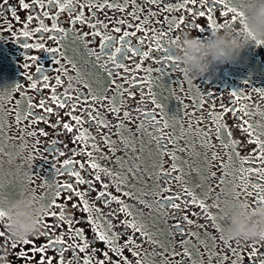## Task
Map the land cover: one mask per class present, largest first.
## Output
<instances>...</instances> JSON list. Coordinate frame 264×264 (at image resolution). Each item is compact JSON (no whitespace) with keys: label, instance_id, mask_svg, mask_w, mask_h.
<instances>
[{"label":"flooded vegetation","instance_id":"af4514ba","mask_svg":"<svg viewBox=\"0 0 264 264\" xmlns=\"http://www.w3.org/2000/svg\"><path fill=\"white\" fill-rule=\"evenodd\" d=\"M25 2L31 4L32 0ZM70 2L71 11L66 9L63 13L59 12L58 5L69 3V0H58L51 5L48 0H44L43 9L33 6L25 10L20 7L19 0H7L0 7V148L7 138L17 149H24V168L36 184L35 195L44 199L47 204V213L59 215V209L53 206V201L57 200L56 193L62 184L75 182V177L67 175L72 170L80 171L86 181L77 190L87 193L84 199L90 206L100 209L99 212H85L80 198L75 197L67 202L64 219L57 227L45 229L44 223L52 224L54 217L44 216L41 234L29 237L28 240L35 241L36 245H43L50 236L52 239L63 236L67 243H72L69 233L74 234L79 229L83 235L75 237V242L82 244L87 241L88 248L83 253L78 248L75 251L69 248L65 252L66 261H73V264H83L84 259L89 256L92 264L104 260V253L108 251L109 245L98 239L99 232L109 237L116 233V244L120 246L125 245L130 237L135 239L136 251L141 256L136 257L131 246L124 248L123 256L129 264H135L137 259L142 260V264H220V257L224 255L229 257L224 264H232L233 260L237 264H258V258L249 260L248 257L253 241L226 240L216 216L219 209L233 198L253 201L254 197H247L242 191L248 182L242 177L250 176L244 169L264 168V163L259 159L244 162L253 155L259 157L260 146L255 141L264 142V43L249 45L241 54L240 60L234 64L217 66L212 79H195L185 74L177 61L173 64L167 59L168 55L175 56L171 45L177 36L191 32L204 40L211 35V31L207 29L194 30L196 25L207 27L208 21L207 17L194 16L189 11L193 9V5L188 4L179 11H164L165 4L175 5L180 0H157L156 3L149 0H128L127 5L125 0H109L110 3L124 7V11H117L114 8L90 10L88 7H80L81 4L102 3L103 0ZM224 2L240 11L239 0ZM2 3L3 0H0V4ZM10 8L15 9L19 20L13 18ZM42 11H48L52 16L58 15L55 20L40 17L48 28L51 29L57 23L66 29V33H37L35 29L40 26L37 19H33L27 28L24 27L29 14L36 16ZM81 11L91 23L100 21L108 27L101 28L97 24V28L92 29L87 23H70V18ZM223 11L226 9L221 5L211 15L217 24L228 26L226 18L221 15ZM132 13L139 19H134ZM152 13L155 15H151ZM234 15L229 13V23ZM181 18L184 23L177 26ZM119 20H125L133 27L121 25L117 22ZM145 20L148 22L142 23ZM165 20L171 23H165ZM137 25L142 31L124 38L127 44L139 49L137 55L133 56L120 38L125 31H136ZM117 27L121 28V32L114 31ZM231 27L237 31L241 29L240 17L235 18ZM97 30L100 31V36L91 34ZM25 31L29 33L27 37L24 36ZM161 32L165 34L161 36ZM81 33L86 34L85 39L80 38ZM49 36L56 39H45ZM106 36H112V41L102 49L101 45L105 43L103 37ZM27 44L31 47L26 48ZM37 45H43L47 51L36 47ZM117 47L121 49L119 53L115 51ZM54 48L58 49L55 53L50 51ZM149 49L150 57L144 59L140 53ZM110 55H115L117 62L129 71L115 68L108 59ZM30 56L37 57L36 61L30 60ZM26 64L28 67H25ZM110 71L119 75H110ZM45 75L49 76V83L57 88L56 94L61 100L65 96L79 99L69 100L63 109L57 108L50 99V90L42 88V78ZM57 76L61 79L59 86L55 85ZM70 77L73 79L70 80ZM124 77H127V82ZM114 78L124 84L123 89H117L112 84ZM33 81L37 82L35 90L31 88ZM70 83H75V87L69 88ZM234 92L237 93L236 96L232 95ZM42 95L47 98L46 106L53 108V114L45 116L47 123H33L31 118L24 120V115L29 112V97L38 105ZM93 97L97 99L94 100ZM102 97L106 99L101 101ZM110 107L120 108L119 115L109 111ZM225 107L229 111L225 112ZM73 108L77 110L72 111ZM36 110L42 112L41 109ZM124 111L131 113L130 120L123 118ZM17 112L21 116L19 124L15 121ZM70 112L85 121L79 130L71 119ZM86 112L90 115H84ZM96 113H99V118L108 127L98 130L96 122L91 119ZM217 116L222 117L218 136L217 124L214 122ZM157 120L160 121L159 124L154 123ZM65 122L73 126V132L69 133L62 127ZM41 130L46 135H28L30 131L39 133ZM80 132L85 133L86 144L76 139ZM104 136L112 141L110 147L115 149V155L105 145L102 139ZM93 144L99 151L91 147ZM179 148L186 150L180 152ZM165 151L175 152V163L180 169L173 173V177L179 176L180 179H172L170 183H165L164 178L157 176L161 162H164L166 170H171L173 160L163 154ZM61 152L63 155H60ZM88 152L92 153V159L101 168L111 171L112 176L100 172L101 180L95 181L94 170L88 167L80 169L79 164H87L89 160L86 155ZM214 153L217 157L215 160L212 158ZM66 160L74 163L65 168ZM15 169L20 172L19 166ZM125 177L126 182L120 184V179ZM252 181H258L254 174ZM102 183L109 184L107 191L123 200L132 216L125 217L124 213L119 212L121 205L115 201L106 205L102 200L96 199L98 191L102 190ZM118 184L121 191H117ZM7 185L8 182L3 184L0 178V207L9 202L8 197L15 199L21 194L19 189H15V194L6 196L4 186ZM225 185H229L234 191H226ZM165 188L170 191H163ZM185 188L198 202L203 201L206 208L200 209L198 204H191V198L183 191ZM247 190L252 191L250 186ZM123 192H128L131 196H123ZM178 194L182 197L181 203L189 201L186 212H181L180 216L187 214L194 220L193 225H185L187 231L194 235H178L174 227L181 221L171 215V209H165L168 203L166 197ZM64 198L65 194L62 192L57 202H63ZM74 202L77 203V208L72 207ZM208 216L212 219H206ZM126 219L141 225L143 231L156 243H150L140 233L126 228L123 224ZM109 224L112 225L111 230ZM0 230L7 237L5 219L0 221ZM182 240L188 243L183 244ZM7 241L0 237V264H37L41 258L38 252L35 253V259L30 258L33 254L31 245L25 246L22 241H17L18 246L13 249L10 246L12 240L7 237ZM256 247L260 256H264V241L256 242ZM233 248L239 256L233 255ZM185 249L190 258L174 255V252L183 253ZM25 250L28 252V259L18 255ZM210 253L216 255L210 259ZM74 256L77 259L73 260ZM108 256L110 264H115L119 259L111 251ZM48 257L53 258L52 264H57L59 256L55 249L50 248L46 252V264Z\"/></svg>","mask_w":264,"mask_h":264},{"label":"snow or ice","instance_id":"6c2138e0","mask_svg":"<svg viewBox=\"0 0 264 264\" xmlns=\"http://www.w3.org/2000/svg\"><path fill=\"white\" fill-rule=\"evenodd\" d=\"M58 2V0H48V3L51 4H56ZM149 2L152 3H156L157 0H149ZM7 3V0H3V3L0 4V7H3L4 4ZM20 3V7L28 10L30 8H32L33 6H39L41 9L44 8V0H32V3H27L25 2V0H19ZM128 0H125V5H127ZM188 4L193 5V9H190L189 11L192 12V14L194 16H199V17H207V21H208V25L207 27L205 26H201V25H196L194 30H200L203 31L205 29L210 30L211 33H215L216 31L220 30L222 27H224L223 24H217L216 21L213 19L212 17V13L214 11H218L219 10V6H223V8L226 9V11L221 12V15H223L226 20L225 23L228 24L229 27L232 26V24L235 23V18L236 17H240L242 18L243 14L239 11H237L236 8L234 7H230L228 4H226L224 2V0H180V2H178L175 5H171V4H165L164 7V11H179L181 9H185L187 7ZM59 12L63 13L65 12L66 9H69V11H71V2L69 0V3H64V4H59ZM81 8L84 7H88L90 10L92 9H104V8H109V9H116L117 11H124V7H122L119 4H114V3H110L109 0H103L102 3H89L87 5L85 4H81L80 5ZM9 11L12 12V16L13 18H15L16 20H19V17L16 14L15 9L10 8ZM229 13H234L235 15L231 17V23H229L228 17H229ZM133 18L134 19H139V17H137L135 15V13H132ZM151 15H155L154 13H152ZM43 16L44 18H48V19H58V15L57 16H52L49 14L48 11H42L40 14L34 16L32 14H29L27 17V23L24 25L25 28H27L28 24H30L32 22L33 19H37L39 20V27H37L35 29V32L37 33H47V32H57V33H66V29L59 26L57 23H54L50 28H48L45 23H44V19H41L40 17ZM119 24L124 25L127 24V22L125 20H119L117 21ZM148 21L145 20L142 23H147ZM70 23L72 24H85L87 23L89 27H91L92 29H96L97 28V24H99V27L101 28H107L108 25L104 24L100 21H97V23H91L90 20L88 18H86L84 16V13L81 12H77L74 15V18H70ZM165 23H171L168 20H165ZM184 23L183 19L181 18L178 21V25H182ZM127 27L131 28L133 27V25L131 24H127ZM188 27H192V25H188ZM115 32H121V28L117 27L114 29ZM138 31H142L141 27L139 25L136 26V31H133L131 33L125 31L123 32V36L120 38L121 41L127 46V50L133 54V56H136L139 49L138 48H134L131 44H127L124 41L125 37H129L131 36H135L136 32ZM94 36H100L101 33L100 31H94L93 33H91ZM165 33L161 32L160 35L163 36ZM29 33L27 31L24 32V36H28ZM85 35L84 33L80 34V38L81 39H85ZM179 38V36H177V39ZM45 39H53L55 40V37H45ZM105 43L101 45V48L104 49L105 47L108 46V42L112 41V36H106L103 37ZM174 41V40H173ZM172 41V42H173ZM58 42V41H57ZM85 44L87 46V41L85 40ZM143 44V41H141V45ZM258 44H261V42H258ZM26 48L31 47L29 44H27L25 46ZM36 47L42 49V50H46L44 49L43 45H37ZM51 52L55 53L58 51V49H51ZM116 53H119L121 51V49L119 47H117L115 49ZM150 51L146 50L143 51L142 53H140V55L144 58V59H148L150 57ZM99 59V57H97ZM30 60L32 61H36L37 57L35 56H30L29 57ZM108 59L111 61V63L113 65H115V68L120 69L123 68V70L125 72H128L129 69L127 67H125L124 65H121L120 63L117 62L116 60V56L115 55H110L108 57ZM167 59L169 61H171L173 64L176 63L175 58L172 55H168ZM56 63H59V61H57ZM107 66V65H105ZM25 67H28V65L26 64ZM137 67H139V65H137ZM39 70V69H38ZM58 71V69H57ZM110 75H114V76H118L119 73H113L110 71ZM49 76L45 75L42 78V88H48L50 90V92L52 93V96L50 97V99L52 100L53 103L56 104L57 108L59 109H63L65 108L66 104L68 103L69 100H73V99H79L77 98H73L71 96H65V98L63 100L60 99V97L56 94L57 93V88L52 86L49 83ZM125 82H127V77L123 78ZM61 84V79L59 76H57L55 78V85L59 86ZM112 84L115 85V87L117 89H123L124 88V84L123 83H119L117 81V79H113L112 80ZM133 85L135 86V82L133 81ZM19 87V85L17 86ZM31 88L32 89H37V82L33 81L31 84ZM129 92V97H131L132 93L131 90H128ZM233 96H236L237 93L234 92L232 93ZM93 99H97L95 97H93ZM106 99V97H102L100 98V100H104ZM47 104V98L43 97V95L41 96L40 102L38 105L34 104L32 102V98L29 97V103H28V108H29V112L26 113L23 117L24 120H28L31 118V121L33 123H39L41 121L47 123V120L45 119V116L48 114H53V108L52 107H48L46 106ZM41 109L42 112H37L36 109ZM76 108H73L72 111H76ZM109 111L119 115L120 113V108H116V107H110ZM137 111H139V109H137ZM224 111L227 112L229 111V109L227 107L224 108ZM232 111H235V109H232ZM93 112H95V109H93ZM69 115L71 116V119L75 121V124L77 126V129L79 130V127L85 122L80 116L77 115H72L71 112L69 113ZM84 115H90V113H84ZM123 118L125 120H130L131 117V113L129 111H124L123 113ZM91 119L94 120L96 122L97 128L99 130V128H106L109 125L106 124L102 119L99 118V113H96L95 115L91 116ZM222 119V117L217 116L216 120L214 121L217 124V129H216V134L217 136L219 135V130L221 128V125L219 123V121ZM15 121L17 124L21 123V116L20 114L17 112L15 115ZM154 123L159 124L160 121H154ZM120 125H117V127H119ZM62 127L67 130V132L71 133L73 132V126L67 122L63 123ZM165 127H167V125L165 124ZM29 136H36V135H46V133L44 131H40L39 133L36 131H30L28 132ZM205 135L207 136V133H205ZM229 135H231L229 133ZM76 139L82 143L86 144V137H85V133L84 132H80V134L76 137ZM92 139H95L94 137H92ZM102 139L104 140V143L106 146H109V151L115 155V149L110 147V145L112 144V141L110 140L109 137L104 136L102 137ZM169 143H171V141H169ZM256 144H258L260 146V154L259 157L253 155L252 157L246 158L244 160L245 163H248L249 160H256L259 159L262 163H264V142L260 141V140H256L255 141ZM222 146H227V145H222ZM92 148H94L96 151H99V148L93 144L91 145ZM186 149L185 148H179L178 151L180 152H184ZM164 155H168L172 158L173 163L171 164V170H166L164 168V162H161L160 164V170L157 174L158 178H164L165 183H170L172 179H176L179 180L180 177L179 176H175L173 177V173L180 171L178 165L175 163V160L177 159L175 152H168L165 151V153H163ZM60 155H63V153L61 152ZM86 155L89 157V160L87 162V164L81 163L79 164V168L80 169H84L85 167H88L91 170L95 171V181H100L101 180V176H100V172H104L106 175L108 176H112L111 171L107 170V169H103L100 167L99 164H97L93 159H92V153L88 152L86 153ZM214 160L217 158L216 154H213L212 157ZM74 162L72 160H66L64 161V167L67 168L69 165H72ZM129 171H131V169H129ZM137 171H139V168H137ZM244 171L248 172L250 174V176L248 178H243L242 179H246L248 182L245 184L244 188L242 189V191L245 192V195L247 197H254L253 201H249L248 199H246L248 201V206H254L257 202H264V183H260L258 181H264V168H259V169H253V168H247L244 169ZM255 175L256 177H258V181L257 182H253L252 181V175ZM67 175L69 177H75V182L73 183L72 181L66 182L64 184H62L60 186V190L57 191L56 193V197L57 200H59V198L61 197V193L63 192L65 194V198L63 200V202H57V200L53 201V206L59 209V215H57L56 213H47L45 214V216L51 215L52 217H54V222L52 224H48V223H44V217L42 218V221L44 223V227L45 229L51 230L53 227H57L59 225V222L62 221L64 219V213L67 211V202L69 200H74L75 197H79L80 198V203L83 205V211L85 212H91L92 210H95L97 212L100 211L99 208H95L94 205L90 206L88 201L86 199H84V197L87 195V193L85 192H81L78 191V186L85 184L86 181L84 179V177L81 175L80 171H76V170H72V171H68ZM127 178H122L120 179V184H124L126 182ZM88 183H91V181H88ZM251 187L252 191H248V187ZM109 188V184L106 183H102L101 184V189L100 191H98L97 193V200H102L106 205L110 204L112 201H115L117 204L121 205V207L118 209L119 212L124 213L125 217H130L132 216V213L128 210V206L124 203L123 200L119 199L117 196L112 195L111 193H109L107 191V189ZM117 191H121L119 184L116 185ZM163 191H170V189H163ZM191 199H190V203L193 205H197L200 209H205L206 205L203 201H197L196 197L190 192L188 191L187 188H185L183 190ZM70 193V195H68ZM123 196L129 197L131 196L130 193L128 192H123L122 193ZM168 203L165 205V209H171V215L177 219H179L181 222L177 223L174 227V231L180 235L183 236L185 234L188 235H194V233H190L187 231V228L185 227V225H193L194 224V220L190 219L189 216L187 214L180 216L181 212H186L187 206L189 204V201L185 200L183 203H181V199L182 197L178 194L176 196H170V197H166ZM73 208H77L78 205L77 203H73L72 204ZM206 219H212V217L208 216L206 217ZM4 220V213L3 211H0V221ZM89 220L91 221V216H89ZM123 224L126 228H130L133 229L134 232L136 233H140L141 235H143L148 242L150 243H156L154 240H152V237L147 233L143 231V227L141 225H138L137 223H135L134 221H129V220H124ZM69 225L71 226V221H69ZM219 227V226H217ZM112 225L109 224V230H111ZM82 232L77 229L75 230L74 234L72 232L69 233V237L70 239L73 241L72 243H67L63 236H60L59 238L56 239H52L51 236L49 237V240L47 243L43 244V245H36L35 241H29L28 239L22 241L23 245L27 246V245H31L32 247V256L30 257L31 259H35V253H40V259L38 260L37 264H46V260H45V254L48 251V249L53 248L56 250V252L58 253L59 259L57 260V264H73V261H66L65 259V252L71 248L73 251H75L77 248L79 249V252L83 253L85 252V250L88 248V242L84 241L82 244H77L75 242V237H79L82 236ZM0 237L5 238V242L7 241V237H6V233L3 230H0ZM98 239L105 242L107 245H109V249L108 251H106L104 253V260L103 261H99L98 264H110V258L108 256V252H114L117 257L119 258L118 261L115 262V264H129V261L127 260V258H125L123 256V249L127 248L129 246H131L133 254L136 257H140L141 253L136 251V241L134 238H129V240L126 242L125 245L120 246L116 244V240L118 239V235L116 233L112 234V237H109L107 234L103 233V232H99L98 233ZM221 239H223L221 237ZM181 243L183 244H187L188 241L182 240ZM237 243H239L237 241ZM10 246L15 249L18 246V242L17 241H11L10 242ZM229 247L231 248V245H229ZM251 247V252L248 253V257L249 260H254L256 258H258V264H264V256H260L259 254V250L256 247V242H253L252 245H250ZM233 255L239 256V253L236 252V249H232ZM20 256H22L25 259H28V252L25 250L22 253L18 254ZM174 255L177 256H185V257H189L190 258V254L187 251V249H185L183 251V253L180 252H174ZM213 255H216L214 253H210L209 258L211 259V257ZM243 257H240V259H242ZM52 257H48L47 258V264H52ZM77 259V257H73V260ZM229 259V257L227 255H224L222 257H220V264H224V261H227ZM83 264H92V258L91 256L86 257L83 261ZM135 264H142V260L137 259V261L135 262ZM176 264H181V262H176ZM232 264H237L236 260L232 261Z\"/></svg>","mask_w":264,"mask_h":264},{"label":"clouds","instance_id":"9594fccd","mask_svg":"<svg viewBox=\"0 0 264 264\" xmlns=\"http://www.w3.org/2000/svg\"><path fill=\"white\" fill-rule=\"evenodd\" d=\"M238 7L243 14L239 31L224 26L204 40L185 32L172 42L174 58L185 74L210 80L217 66L234 64L249 45L264 43V0H239ZM68 87H75V83ZM225 190L234 191L229 185ZM0 211L4 213L8 239L19 242L41 234L47 204L31 192H21ZM216 219L226 240L264 241V202L248 206L246 199L233 198L219 209Z\"/></svg>","mask_w":264,"mask_h":264},{"label":"rangeland","instance_id":"374dc122","mask_svg":"<svg viewBox=\"0 0 264 264\" xmlns=\"http://www.w3.org/2000/svg\"><path fill=\"white\" fill-rule=\"evenodd\" d=\"M24 152V149H17L15 144L8 142L7 138L4 139L0 148V178L3 184L5 181L8 182V185L4 186L6 196L15 194V189L35 194L36 184L24 168L26 164ZM17 166L20 167V174L15 169ZM8 199L11 201L13 197Z\"/></svg>","mask_w":264,"mask_h":264}]
</instances>
